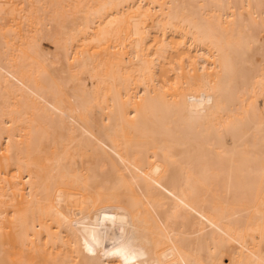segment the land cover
<instances>
[{
    "label": "bare ground",
    "instance_id": "obj_1",
    "mask_svg": "<svg viewBox=\"0 0 264 264\" xmlns=\"http://www.w3.org/2000/svg\"><path fill=\"white\" fill-rule=\"evenodd\" d=\"M263 35L264 0H0V264H264Z\"/></svg>",
    "mask_w": 264,
    "mask_h": 264
},
{
    "label": "rangeland",
    "instance_id": "obj_2",
    "mask_svg": "<svg viewBox=\"0 0 264 264\" xmlns=\"http://www.w3.org/2000/svg\"><path fill=\"white\" fill-rule=\"evenodd\" d=\"M263 37H264V35H263ZM44 43V44H43ZM49 43L47 42L46 43V41H42L41 42V45H42V48L44 49V51H49L50 49H51V46L50 45H48Z\"/></svg>",
    "mask_w": 264,
    "mask_h": 264
}]
</instances>
